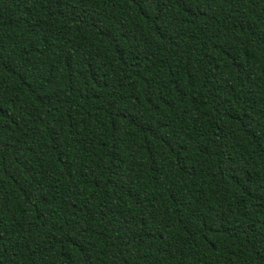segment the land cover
I'll return each mask as SVG.
<instances>
[{"label":"trees","instance_id":"1","mask_svg":"<svg viewBox=\"0 0 264 264\" xmlns=\"http://www.w3.org/2000/svg\"><path fill=\"white\" fill-rule=\"evenodd\" d=\"M0 264H264V0H0Z\"/></svg>","mask_w":264,"mask_h":264}]
</instances>
